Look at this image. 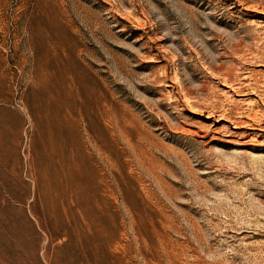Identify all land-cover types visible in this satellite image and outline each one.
<instances>
[{
    "label": "rangeland",
    "instance_id": "1",
    "mask_svg": "<svg viewBox=\"0 0 264 264\" xmlns=\"http://www.w3.org/2000/svg\"><path fill=\"white\" fill-rule=\"evenodd\" d=\"M49 49L82 93L46 121ZM70 125L101 240L34 207L33 165L84 158ZM0 264H264V0H0Z\"/></svg>",
    "mask_w": 264,
    "mask_h": 264
},
{
    "label": "bare ground",
    "instance_id": "2",
    "mask_svg": "<svg viewBox=\"0 0 264 264\" xmlns=\"http://www.w3.org/2000/svg\"><path fill=\"white\" fill-rule=\"evenodd\" d=\"M55 52V49L43 51L42 58L44 62L39 72L35 74L38 83L37 89L33 93V100L37 103L36 110L43 112L46 121L51 118V113L53 114V111H56L52 106L55 105L56 102L53 100L54 97L57 99L61 98L60 102L57 101L58 107L63 105V108L67 111L66 113L69 114L70 97L78 99V95L82 93V90L79 89V75L72 65L66 63L68 59L66 54L59 58L58 65L53 68V64L51 60H49V57ZM55 56L56 54H54L52 58H56ZM62 97L66 98L64 103L62 102ZM67 133L70 137L73 136L72 138L76 142L71 141L76 144L74 147H77L78 151L82 150L80 153L84 154V158H81L83 160L79 159V161L73 154L74 150L70 149L68 153L70 157L68 163L66 162L65 165H61L62 167L57 172L54 171L56 168L55 165H53L54 162H52V164L43 163V165H33L35 173L40 176V182L38 184H41L39 185L41 189L37 192L35 191L37 201L34 207L40 213V216L43 215L44 218H48L51 221L52 229H54L55 233H57L59 229L63 230L69 227L68 224L72 221H80L83 224L82 226L84 227V233L86 235H94L95 239L101 240L103 238L104 220L107 218L105 217L106 203H104L105 194L104 183L100 173L101 168L97 170L91 161L88 151L83 150L85 149V144L88 142V135H86V139L83 140L84 143L82 139L77 141V132L74 125H70V128L67 129ZM62 138L65 137H61V139ZM63 140L64 139H62V141ZM90 142L91 141H89V144ZM51 143H53V141H48V143L44 145L43 148H46V153L48 152L47 148L51 147ZM71 144H69V146ZM64 145L66 144L64 143ZM56 146L57 145H55L54 148H56ZM65 150L67 151V149ZM98 154L99 156L96 159H92L97 160L99 165L102 166L105 163L100 153ZM72 224L74 223H71V225ZM75 224L77 223L75 222ZM48 233L50 232L48 231Z\"/></svg>",
    "mask_w": 264,
    "mask_h": 264
}]
</instances>
